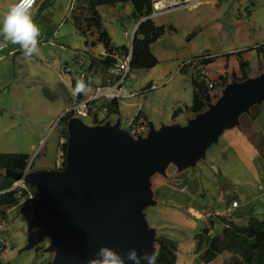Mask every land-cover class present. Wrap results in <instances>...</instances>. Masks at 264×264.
<instances>
[{
    "label": "rangeland",
    "instance_id": "rangeland-1",
    "mask_svg": "<svg viewBox=\"0 0 264 264\" xmlns=\"http://www.w3.org/2000/svg\"><path fill=\"white\" fill-rule=\"evenodd\" d=\"M15 1L0 0V14ZM53 1L39 4L41 9L33 17L45 32V37H39L44 40L39 56L25 58L21 51L10 54V49H0V152L29 154L33 170L63 165V143L67 139L57 112L71 105L64 85L74 78L83 82L86 96L92 94L93 85H87L81 77L90 65L87 52L98 54L101 49L100 44L87 46L85 36L76 29L70 15L71 0ZM222 1H203L199 9L185 7L155 16L158 25L167 27L166 33L152 43L159 63L149 69H132L127 89L139 93L120 103V114L107 116L99 110L100 121L116 123L117 119L121 127H126L127 121L142 111L155 127L185 123L196 114L187 111L174 117V112L177 105L192 103V75L198 70L206 71L207 80L212 81L228 74L231 82L235 72L241 73L243 58L250 63V76L261 73L264 54L256 47L264 43V5L253 0ZM99 11L113 42L132 45V3L100 5ZM209 54L212 59L202 62L200 58ZM65 66L74 68L72 74L62 71ZM104 74L99 70L93 75L94 83ZM149 84L152 86L145 90ZM223 90L217 87L212 91V102L220 98ZM80 117L86 124H96L92 115ZM256 121L264 135V111ZM237 126L227 129L195 165L179 167L171 163L164 172L157 171L150 177L151 189L160 197L144 208V218L149 227L156 228V238L164 235L177 243V264H207L203 260L207 243H199L196 235L207 227L211 228V236L222 233L220 216L212 221L205 210H225L229 196L241 198L246 214L237 219L242 211L236 208L225 218L238 224H246L252 217L264 219V156L259 151L251 156L241 150L247 157L233 152L229 143ZM258 147L262 152L263 146ZM34 207L23 210L19 204L4 209V219L0 218V264H48L54 259L55 251L47 250L50 237L41 242L42 248H28L30 228H38L32 224ZM231 255L225 251L212 264H223Z\"/></svg>",
    "mask_w": 264,
    "mask_h": 264
},
{
    "label": "water",
    "instance_id": "water-1",
    "mask_svg": "<svg viewBox=\"0 0 264 264\" xmlns=\"http://www.w3.org/2000/svg\"><path fill=\"white\" fill-rule=\"evenodd\" d=\"M263 100L264 70L229 82L215 103L185 125L151 124L146 136L135 138L120 122L71 119L65 165L33 170L30 161L23 172L7 170L43 194L33 209L38 228H30L28 248L50 237L47 250L56 254L48 264H88L101 245L122 255L130 248L156 253V231L143 214L155 202L150 177L171 163L195 165L225 130L239 124L242 113Z\"/></svg>",
    "mask_w": 264,
    "mask_h": 264
},
{
    "label": "trees",
    "instance_id": "trees-1",
    "mask_svg": "<svg viewBox=\"0 0 264 264\" xmlns=\"http://www.w3.org/2000/svg\"><path fill=\"white\" fill-rule=\"evenodd\" d=\"M126 2H131L133 5L131 17L136 22L142 20L133 39L132 69H149L159 63V59L152 52V43L166 33L167 27L166 25H158L152 18H146L153 11L154 0H76L71 14L78 31L86 38V45L103 43L108 52L107 56L87 52L86 57L90 62L87 71H91L95 67L107 71L116 62L113 54L129 52L130 46L127 44L120 46L112 44L109 32L103 27L102 15L99 11L100 5H115ZM256 48L260 54H264V43ZM237 53L240 54L241 51ZM210 59L212 57L209 54L201 61L207 62ZM240 64L241 73L237 74L235 72L232 76L233 80L242 81L249 77V61L240 58ZM206 77L202 70H198L197 73L192 75L194 85L192 104L186 106L185 109L177 108L174 117L185 110L194 114L206 111L209 103L214 98L211 94L212 91L217 87L225 88L230 82L228 74L220 75L219 81L207 80ZM151 86L152 84H149L144 89L147 90ZM115 112H119L118 103L111 105L107 116ZM70 120V115L66 114L60 121L61 124L65 125L62 131L63 136L67 139L63 143L65 159L68 147L67 125ZM95 121L96 124L104 122L98 120L97 117ZM30 157L29 154L21 152H0V208L3 207V209H0L1 220L4 219L6 213L4 209H10L20 204L22 209L26 210L31 206H35L43 198L40 190L27 182L24 185L15 187L17 179L7 174L8 169H12L14 172L25 171L30 162ZM63 165H65V161H63ZM22 200H25V202L21 203ZM209 219L214 221L213 218ZM222 222L224 227L220 235L211 236V228L209 227L196 235L199 243H207L203 258L205 263H212L220 254L228 251L232 255L223 264H264V219L254 217L249 219L246 224H238L233 220L222 217ZM156 245L155 264H177L178 246L174 240L161 235L156 238ZM35 248L38 250L42 246Z\"/></svg>",
    "mask_w": 264,
    "mask_h": 264
},
{
    "label": "built area",
    "instance_id": "built-area-1",
    "mask_svg": "<svg viewBox=\"0 0 264 264\" xmlns=\"http://www.w3.org/2000/svg\"><path fill=\"white\" fill-rule=\"evenodd\" d=\"M204 0H155L153 2V11L146 18L151 16L170 13L174 10L184 8V7H194L198 6ZM258 1V0H255ZM0 49L5 50L8 48L10 41H5L4 38H1ZM133 41V40H132ZM133 44V43H132ZM108 54V53H107ZM112 55V54H111ZM116 58V62L109 68V77L105 82L97 84L94 86V92L89 96H80V93L77 91L73 92L74 101L71 107L66 111V114L70 115V119L80 118V116H94L98 120L99 110H102L104 113H108L111 105L114 103H120L134 97L139 92L128 91V79L130 77L132 67V45H130L129 52L118 55V53L113 54ZM207 57V56H206ZM205 58V57H204ZM200 59H203L200 58ZM84 64V62H82ZM202 73L207 75V72L202 70ZM212 86V84H211ZM101 124H106L109 121L103 120ZM114 124V123H112ZM126 128L129 133L135 138L139 136H146L150 132L151 125L146 120L143 115H138L133 119L127 122ZM62 166L59 163V168ZM25 180H17L16 184L24 185ZM239 207V201L235 200L226 206L227 212H234V210ZM206 215L208 218H218L221 215L219 211L211 210L207 212ZM3 241L0 238V246Z\"/></svg>",
    "mask_w": 264,
    "mask_h": 264
},
{
    "label": "crops",
    "instance_id": "crops-1",
    "mask_svg": "<svg viewBox=\"0 0 264 264\" xmlns=\"http://www.w3.org/2000/svg\"><path fill=\"white\" fill-rule=\"evenodd\" d=\"M53 0H37V2H36V5L34 6V9H33V17H34V14H36V10H38V11H40V7H39V4H43V3H46V2H49L50 4H52L53 2H52ZM155 1V0H154ZM204 1H206L205 2V4H207V3H209L210 2V0H204ZM216 1H219V0H216ZM254 2H258L260 5H264V0H258V1H255V0H253ZM16 2V1H15ZM14 2V3H15ZM75 2H76V0H71V10H70V15H71V17H72V14H71V12H72V10H73V8H74V5H75ZM220 2H223L222 0H220ZM203 3L204 2H201L200 4H198V6H194V7H191L192 9H199L201 6L200 5H203ZM117 4H115L114 6H116ZM185 8V7H184ZM47 9V8H46ZM132 11H133V5H132ZM101 13V12H100ZM132 14V13H131ZM130 14V15H131ZM102 15V14H101ZM159 15H161V14H159ZM155 16H158V15H155ZM155 16H151L150 18H152L153 20H154V18H155ZM132 18V17H131ZM102 20H103V16H102ZM132 20L135 22V27H134V31H133V36H134V34L136 33V31H137V29H138V24H139V22L140 21H138V22H136L133 18H132ZM73 23H74V21H73ZM74 25H75V23H74ZM163 25V24H162ZM75 27H76V25H75ZM103 27H104V29L106 30V31H108L107 29H106V27L104 26V24H103ZM76 29H77V27H76ZM171 29H173V27L171 26ZM78 30V29H77ZM109 32V31H108ZM54 34H55V32H54ZM109 34H110V32H109ZM41 38H43V37H45V32L42 30L41 31ZM110 36H111V34H110ZM1 38H2V36H1ZM41 38H39V45L42 43V42H44V40L43 39H41ZM111 40H112V37H111ZM132 40H133V37H132ZM132 42V41H131ZM54 43V42H53ZM0 44H1V42H0ZM100 44V52L97 54V55H103V56H107L108 54V52H107V49H106V47L104 46V44L103 43H99ZM99 44H97V45H99ZM112 44L113 45H116V46H120V45H117V44H115L114 42H113V40H112ZM126 44V43H125ZM121 45H124V44H121ZM127 45H129L130 46V44H127ZM7 49H10V54L11 53H18V52H20L21 50H20V46L19 45H15V44H13V43H11V41L9 42V44H8V48ZM90 51H92V50H90ZM90 51H88V52H90ZM153 52V51H152ZM91 53H93V52H91ZM93 54H95V53H93ZM110 54V53H109ZM123 54V53H122ZM122 54L121 53H118V55H120V56H122ZM155 55V54H154ZM156 56V55H155ZM206 57V56H205ZM212 57V56H211ZM204 58V57H203ZM86 60H87V58H86ZM89 61V60H88ZM82 65H84V64H82ZM89 68V67H88ZM65 69V70H64ZM73 69L74 68H72L71 66H65L64 68H63V72H65V73H70V74H72V71H73ZM99 70L100 71H102V69L100 68V67H95L93 70H89V71H86V72H84L83 73V75H82V77L81 78H84L85 79V83L87 84V85H93V89H94V86L95 85H97V84H101V83H103V82H105L106 81V79L109 77V70H107V71H102V72H105V74H104V76L102 77V79L99 81V82H97V83H94V81H93V75H95L96 73H98L99 72ZM207 75H208V73H207ZM223 75V74H222ZM249 77H251L250 76V74H249ZM73 78V77H72ZM77 80V79H76ZM74 78H73V82L72 83H67L66 82V84L64 85V87H65V89L67 90V93H68V95H67V98H69V95H70V100H71V105L73 104V101H74V96H73V92H75V91H77L78 93H80V96L82 97V96H84V95H87V93L86 92H84V90H83V88L82 89H78L77 88V81H76ZM91 95V94H90ZM58 96H60V94L58 93ZM121 103V102H120ZM120 103L118 104L119 105V114H120V110H121V107H120ZM190 101H187V103H185L184 105H182V106H179V105H177V107H176V109L177 108H183V109H185L186 108V106H190L192 103H190ZM263 103V102H262ZM261 103V104H262ZM260 103L259 104H254L251 108H250V110L248 111V114H246L245 112L240 116V122H239V124H238V126H237V128L238 129H234L233 130V134H232V136H233V140L229 143V146L233 149V152L234 151H236V153L237 154H239V155H243V153H242V151L241 150H244V151H246L249 155H251V156H253V155H258V153L260 152L263 156H264V149L262 150V152L260 151V148L258 147V144H261L262 146H263V148H264V135H263V133L261 132V130H260V128H259V124L257 123V119L259 118V116L263 113V111H264V109H263V107H262V105H261ZM71 105L68 107V108H66V107H64L61 111H58L57 112V114H58V116H61V115H63V114H65L66 113V111L71 107ZM175 109V110H176ZM185 112H187L186 110L183 112V113H185ZM139 113H141V114H139ZM137 115H143L145 118H146V120L149 122V120H148V116L144 113V112H142V111H140ZM136 115V116H137ZM135 116V117H136ZM193 117V115H190L189 117H188V119H187V121L185 122V123H179V124H182V125H185L187 122H188V120L190 119V118H192ZM134 118V117H133ZM133 118H131V119H133ZM130 119V120H131ZM129 121V120H128ZM127 121V122H128ZM112 122V121H111ZM115 122H118V120L116 119V121ZM112 123H114V122H112ZM121 123V122H120ZM173 124V123H172ZM151 125V124H150ZM156 128H159V127H156ZM226 131V130H225ZM224 131V132H225ZM223 132V133H224ZM222 133V134H223ZM209 149V148H208ZM259 151V152H258ZM247 153L245 154V155H243V156H245V157H247ZM167 169V168H166ZM169 185H171V184H169ZM157 186L158 185H156V189H157ZM262 186H260V188H261ZM157 196H159L160 197V195L157 193L156 194V196L154 195V193H153V198H156V200H157ZM235 200H238L239 201V207H237L240 211H242V213H241V215H240V217H237V219H241L246 213H245V211L241 208L242 207V204H243V201L241 200V198H239V197H236V196H233V195H231V196H229L227 199H226V201H225V210L223 209V210H220V209H213V208H207V209H210V211L211 210H216V211H219L220 213H221V215H220V217H219V219L220 220H222V217H225L226 216V214H230V212H228V213H226L227 211H226V206H228V204H230L231 202H233V201H235ZM233 213V212H232ZM205 215H206V210H205ZM208 217V216H207ZM252 218H254V217H252ZM257 218V217H256ZM251 219V218H250ZM260 219V218H259ZM235 221V220H234ZM236 222V221H235ZM152 228H154V227H152ZM154 229H156V228H154ZM162 232V231H161ZM44 249V248H43ZM225 253V252H224ZM223 254V253H222ZM51 262V261H50Z\"/></svg>",
    "mask_w": 264,
    "mask_h": 264
},
{
    "label": "clouds",
    "instance_id": "clouds-1",
    "mask_svg": "<svg viewBox=\"0 0 264 264\" xmlns=\"http://www.w3.org/2000/svg\"><path fill=\"white\" fill-rule=\"evenodd\" d=\"M37 0H16L8 9L0 14V36L5 41L18 44L25 58L39 56L41 49L39 37L41 29L33 19V9ZM82 81L77 88L82 89ZM156 253L138 251L130 248L123 255L108 245H101L88 264H155Z\"/></svg>",
    "mask_w": 264,
    "mask_h": 264
},
{
    "label": "flooded vegetation",
    "instance_id": "flooded-vegetation-1",
    "mask_svg": "<svg viewBox=\"0 0 264 264\" xmlns=\"http://www.w3.org/2000/svg\"><path fill=\"white\" fill-rule=\"evenodd\" d=\"M58 168V167H57Z\"/></svg>",
    "mask_w": 264,
    "mask_h": 264
}]
</instances>
